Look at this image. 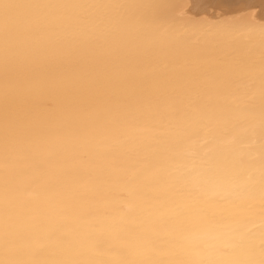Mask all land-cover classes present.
Listing matches in <instances>:
<instances>
[{
	"label": "bare ground",
	"instance_id": "bare-ground-1",
	"mask_svg": "<svg viewBox=\"0 0 264 264\" xmlns=\"http://www.w3.org/2000/svg\"><path fill=\"white\" fill-rule=\"evenodd\" d=\"M0 264H264V0H0Z\"/></svg>",
	"mask_w": 264,
	"mask_h": 264
}]
</instances>
